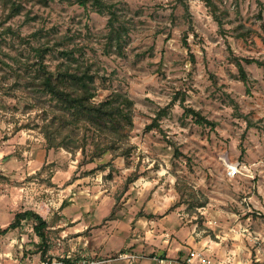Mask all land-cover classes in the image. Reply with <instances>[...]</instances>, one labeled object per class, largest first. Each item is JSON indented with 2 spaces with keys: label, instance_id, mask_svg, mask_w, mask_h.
I'll use <instances>...</instances> for the list:
<instances>
[{
  "label": "rangeland",
  "instance_id": "obj_1",
  "mask_svg": "<svg viewBox=\"0 0 264 264\" xmlns=\"http://www.w3.org/2000/svg\"><path fill=\"white\" fill-rule=\"evenodd\" d=\"M109 2L116 4L117 26L127 31L122 53L106 49L107 13L25 0L21 13L6 20L8 10L0 5V57L10 66L4 67L6 86L20 83L11 95L0 91V226L26 210L47 220L60 216L49 231L52 258L138 264L175 250L174 264L195 250L211 260L209 245L219 243L263 264L264 67L242 61L245 82L233 59L264 61V0H213L222 23L204 0ZM8 27L34 47H53L46 59L52 70L68 63L64 50L90 64L98 74L96 102L113 92L134 101L129 164L118 157L97 171L111 154L83 164L81 152L47 148L34 129L40 122L35 101L46 98L25 90L14 73L27 75L35 55L5 33ZM184 106L214 125L198 124ZM162 110L159 127L147 130ZM237 164L246 170L229 177ZM177 181L187 182L205 206L190 211L189 202L181 203ZM115 206V220L105 221ZM34 225L27 219L0 236V264L43 261Z\"/></svg>",
  "mask_w": 264,
  "mask_h": 264
},
{
  "label": "trees",
  "instance_id": "obj_2",
  "mask_svg": "<svg viewBox=\"0 0 264 264\" xmlns=\"http://www.w3.org/2000/svg\"><path fill=\"white\" fill-rule=\"evenodd\" d=\"M35 4L48 7L51 2L56 0H32ZM67 2L70 5L79 4L82 7H90L94 11L110 15L109 19V49H117L122 53L123 33L127 32L124 26H117L119 21L116 4L109 0H59ZM210 8L215 19L222 23L221 17L217 13V6L213 0H204ZM25 0H0V5L8 10L6 20L12 19L19 15L23 9ZM261 4V2H259ZM7 35L18 39L21 43L27 44L32 48L35 59L29 65L27 75L21 74L14 70L17 77L22 78L25 83L24 89L30 93H38L46 99L36 100L35 105L39 109V121L35 124L37 129L47 142V148L58 151L66 150L73 156L78 152L83 155V164L95 163L101 160L105 155L111 154L112 160L107 164H99L96 170L105 171L112 166L114 159L122 157L125 163L129 164L133 147L129 141L134 128L133 111L134 101L126 94L121 92H113L100 102H96L97 97V79L98 74L93 71L90 64L79 62L80 58L75 56L73 50H64L62 54L68 60V63H60L56 69L52 70L46 63L47 55L54 51L51 47H34L27 38L21 37L12 28H6ZM82 52L81 50H76ZM1 53V51H0ZM236 66L240 71V78L247 81V75L243 67L242 61L247 64H256L264 67L263 60L234 58ZM4 67H10L0 57V91L5 95H11V91L16 89L19 82L15 86L9 88L6 86L8 81V72ZM35 107V106H31ZM185 115L192 117L198 124L214 125L208 121L202 114L191 107L184 106ZM166 110L158 113L154 120V126H148L147 130L153 127H159L158 121L165 115ZM29 126H20L15 131H21ZM91 173V172H89ZM88 173V174H89ZM138 176L128 179V183L134 182ZM179 182L181 180H178ZM177 181V191L181 194V203H190L189 209H197L204 207L206 202H201L200 198L195 195L192 188L187 182L182 184ZM117 206H115L111 214L105 221L115 220ZM62 210V207H61ZM31 219L35 222L34 232L39 237L40 253L43 260L51 259L48 255L50 251L49 231L57 226L62 220L60 216L47 220L42 214L33 210H26L15 215L12 223L7 227L0 226V236L8 234L11 230L21 226L24 220Z\"/></svg>",
  "mask_w": 264,
  "mask_h": 264
},
{
  "label": "crops",
  "instance_id": "obj_3",
  "mask_svg": "<svg viewBox=\"0 0 264 264\" xmlns=\"http://www.w3.org/2000/svg\"><path fill=\"white\" fill-rule=\"evenodd\" d=\"M66 216V212L63 211V213ZM212 242V241H211ZM213 243V242H212ZM204 245V244H203ZM210 246V252H212L211 255V263L212 264H252L250 260H248L247 255H241V253L236 252V250H232L230 252H228L229 250L224 248L222 245H220L219 243H213ZM204 247V246H203ZM206 247V246H205ZM202 248V249H206V248ZM175 251V250H174ZM170 250L167 254L165 253L163 256L166 262L171 263L170 261L172 259H174V254L175 252ZM232 253H236V257L235 256H231L230 254ZM179 255H182L181 253H179ZM157 256H154L153 259H144L141 262H139L138 264H160L158 263L159 260L156 259ZM183 258V257H181ZM181 258L179 260L176 261V263L174 264H182L184 261L181 260ZM158 261V262H157ZM259 262H262L264 264L263 260H258ZM120 264V263H119Z\"/></svg>",
  "mask_w": 264,
  "mask_h": 264
},
{
  "label": "built area",
  "instance_id": "obj_4",
  "mask_svg": "<svg viewBox=\"0 0 264 264\" xmlns=\"http://www.w3.org/2000/svg\"><path fill=\"white\" fill-rule=\"evenodd\" d=\"M246 167L240 164L234 165L230 168L229 177L234 178L238 174H241L242 171H245ZM121 259H128V260H136V256L130 255H122ZM160 264H170L166 262L164 259L159 260ZM24 264V263H19ZM39 264H101L98 262H88V261H75L72 260L70 257H53L51 259L43 260ZM182 264H211V260L208 256L205 255L204 252L199 250L192 251L184 260Z\"/></svg>",
  "mask_w": 264,
  "mask_h": 264
}]
</instances>
